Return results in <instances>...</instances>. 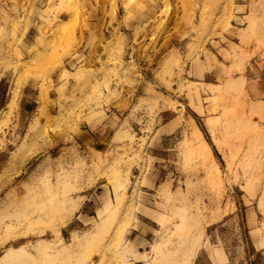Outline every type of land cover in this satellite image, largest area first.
<instances>
[{
  "label": "rangeland",
  "instance_id": "1",
  "mask_svg": "<svg viewBox=\"0 0 264 264\" xmlns=\"http://www.w3.org/2000/svg\"><path fill=\"white\" fill-rule=\"evenodd\" d=\"M10 248L6 264H264V0H0Z\"/></svg>",
  "mask_w": 264,
  "mask_h": 264
},
{
  "label": "bare ground",
  "instance_id": "2",
  "mask_svg": "<svg viewBox=\"0 0 264 264\" xmlns=\"http://www.w3.org/2000/svg\"><path fill=\"white\" fill-rule=\"evenodd\" d=\"M76 12H77V11H76ZM75 14H76L77 16H78V14H79V16H80V12H79V13H75ZM76 15H75V16H76ZM77 16H76V17H77ZM73 17H74V14H73ZM73 17H72V18H73ZM72 18L70 17V19H72ZM77 18H78V17H77ZM77 18H76V19H77ZM70 19H69V21H71ZM77 20H79V19H77ZM67 21H68V20H67ZM73 21H74V19H73ZM65 22H66V21H65ZM73 23H74V22H73ZM75 23H77V22H75ZM62 24H63V23H62ZM64 24H65V23H64ZM67 24H69V23H67ZM65 25H66V24H65ZM65 25H64V26H65ZM62 26H63V25H62ZM64 26H63V27H64ZM71 26H72V24H71ZM74 26H75V25H74ZM66 28H69V27L67 26ZM65 30H66V29H65ZM68 30H69V29H68ZM65 32H66V31H65ZM21 79H22V78H21ZM21 82H22V80H21ZM19 87H21V85H20ZM15 88H16V87H15ZM18 93H19V91H18ZM15 95H17V91H16V94H15ZM13 97H14V96H13ZM16 99H17V97H16ZM16 99H15V101H16ZM14 105H15V104H14ZM14 105H13V106H14ZM196 128H197V127H196ZM199 131H200V132H199V134H200V138H201V136H202V139H201V140L203 141V144H204L205 148L209 151V153H210L212 156H214L210 144L204 139V136H203L202 131H201V130H199ZM192 136H194V135H192ZM194 137H195V136H194ZM194 139H195V138H194ZM192 140H193V139H192ZM194 141H196V139H195ZM193 144H194V143H193ZM194 145H195V144H194ZM212 156H211V157H212ZM218 168H219V167H218ZM218 168H217V169H218ZM65 195H66V193H64V195L62 194L61 196L64 197ZM66 196H68V195H66ZM62 197H61V198H62ZM64 198H66V197H64ZM67 198H68V197H67ZM67 198H66V201H67ZM56 200H57V203H56V204H58V198H57ZM61 200H62V206H63V205L65 204V203H64L65 200H63V199H61ZM63 201H64V202H63ZM63 203H64V204H63ZM76 204H77V203H76ZM59 205H61V204H59ZM59 205L57 206V208L55 207V211H57L56 209L59 208ZM73 206L76 208L75 205H73ZM52 207H53V206H52ZM75 208H71V209L74 210ZM53 209H54V207L52 208V210H53ZM59 210H60V213H59L58 215L61 216L60 214H62L61 211H62L63 209L61 210V208H59ZM64 210H65V207H64ZM74 211H75V210H74ZM74 211H73V212H74ZM58 212H59V211H57V213H58ZM63 213H64V211H63ZM64 214H65V216H67V214H68L67 211H66V213H64ZM69 214H70V213H69ZM72 214H73V213H72ZM62 215H63V214H62ZM70 215H71V214H70ZM59 216H58V217H59ZM68 216H69V215H68ZM61 217H62V218H61ZM61 217H59V220L62 219V220L64 221V220H65V219H64V216H61ZM70 217H72V216H70ZM66 219H67V217H66ZM57 220H58V219H57ZM67 220H68V219H67ZM60 222H61V221H60ZM65 222H66V221H65ZM197 240H198V239H197ZM113 241H114V239H113ZM196 242H197V241H196ZM196 242H195V244L197 245ZM192 244H193V243H192ZM195 244H194V245H195ZM194 247H195V246H194ZM194 249H195V248H193L192 250L194 251ZM17 251H18V250H13V249H11V248L8 249V250H7V251H6V252L0 257V264H6V263H8V261L11 260V259L15 256V253H16ZM190 252H191V251H190Z\"/></svg>",
  "mask_w": 264,
  "mask_h": 264
}]
</instances>
